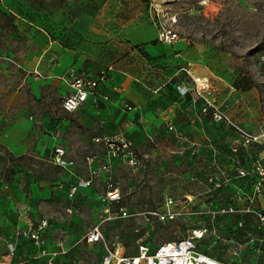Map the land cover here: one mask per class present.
Returning <instances> with one entry per match:
<instances>
[{"label":"rangeland","instance_id":"rangeland-1","mask_svg":"<svg viewBox=\"0 0 264 264\" xmlns=\"http://www.w3.org/2000/svg\"><path fill=\"white\" fill-rule=\"evenodd\" d=\"M150 1L162 6L178 40L163 45V60L145 55L138 72L140 86L151 94L144 103L148 130L129 114L119 118V108L108 113L102 100L94 116L64 111L65 82L33 96L32 78H44L40 66L34 68L42 31L62 48L87 42L95 56L90 70L99 71L116 61L120 50L114 45L125 41L136 21L153 25ZM178 47L188 59L174 56ZM72 72L82 73L70 69L66 81ZM198 74L209 79L206 97L256 135V143L244 147L230 127L200 111L190 76ZM177 85L190 91L180 95ZM14 99L32 122L29 130L7 129L0 141V260L11 245V264H46L31 239L36 232L56 253L54 264H101L102 243L84 241L98 223L103 241H119L126 255L206 229L199 252L226 264H264V224L258 219L264 189L255 185L264 179V0H0V130L17 119ZM119 132L136 163L106 148L105 139ZM55 145L65 151L63 166L53 161ZM110 187L118 188L120 199L110 205L112 218H104ZM228 208L234 211H222ZM121 209L127 217H118ZM167 209L173 219L149 214Z\"/></svg>","mask_w":264,"mask_h":264},{"label":"built area","instance_id":"built-area-1","mask_svg":"<svg viewBox=\"0 0 264 264\" xmlns=\"http://www.w3.org/2000/svg\"><path fill=\"white\" fill-rule=\"evenodd\" d=\"M150 10L153 14L152 22L157 31V40L163 44H172L178 40L176 33L165 22L164 17L166 12L162 6L156 1L149 2ZM105 78V74L102 73L97 79H92L86 75H75L70 73L67 83L70 91L63 96L61 107L66 112H72L82 107L85 102L96 94L98 84ZM194 88L197 92L198 98L203 99V106L201 112L209 115V117L216 122H222L230 127L236 134V142H241L244 147L253 145L258 141V137L254 134L248 133L239 122L234 121L231 116L228 115L225 107L216 105L213 101L204 95L210 89V82L208 77L191 76ZM176 89L180 95H185L189 92V88L184 85H177ZM131 109L132 106H128ZM169 129H173L171 124H168ZM105 146L112 153L113 156H119L122 160L129 164L137 162L136 154L130 149V142L124 137L122 133H117L112 138L105 139ZM233 151L237 148L233 147ZM65 154L64 149L59 145L54 147L53 161L57 165H64L63 156ZM261 159H264V152ZM259 164V162H258ZM260 165V164H259ZM257 190L264 189V179L259 178L256 183ZM120 199V193L118 188L110 187L104 197V206L101 210V216L104 218H112L113 214L110 211V205L117 202ZM167 205L172 204V199L169 198L166 201ZM223 212H233V208L223 209ZM118 217H127L125 209L119 211ZM150 215L156 217L160 221H166L173 219L174 212L170 209L164 211L153 210L149 212ZM258 219L261 224H264V211L259 213ZM206 229H194L192 234L187 238L179 240H171L163 242L158 245L152 252L148 251L147 247L141 246L139 253L136 255H126L122 252L121 243L119 241H113L107 243L103 241L100 225L94 223L86 232L84 241L87 244L93 245L102 243L103 252L101 255V264H226L224 262L213 259L212 257L199 252L197 250V241L203 235ZM31 239L33 243L38 247V256H44L46 258V264H54V256L56 253H51L44 248V239L39 233L32 232ZM15 248L9 246L8 254L0 264H11V258L14 254Z\"/></svg>","mask_w":264,"mask_h":264},{"label":"crops","instance_id":"crops-1","mask_svg":"<svg viewBox=\"0 0 264 264\" xmlns=\"http://www.w3.org/2000/svg\"><path fill=\"white\" fill-rule=\"evenodd\" d=\"M39 44L41 50L35 53L38 62H35L34 68L36 65L40 66L39 68L41 72H43L42 75L44 78H32L30 91L33 96L40 98L41 88L48 84L58 85L66 83L69 92L70 89L65 80V75L70 69L82 71L80 75H86L92 79H97L104 73L105 78L98 84L96 94L89 97L85 104L77 110H84L85 115L91 114L94 116L97 111L98 100H102L106 104L108 113L116 112V108H119V118L129 114L135 119L136 123L140 124L143 130L149 129V119H151V117H148L149 114L145 111L144 103L150 100L151 94L140 86L138 72H142L143 66H145V55L153 58L155 62L163 60L162 58L160 59L159 55L165 47L163 43L158 42L157 31L153 25L142 21H136L133 26L126 30L125 41L114 45L115 48L120 50L118 52L120 55L116 57V61L106 65V67L99 71L90 70L92 62H89V60H94L95 56L87 51V42H82L75 49L62 48L55 41H52L47 32L42 31L39 35ZM175 51L176 53L174 56L188 59L187 54L189 52H186L185 49L181 50V48L178 47ZM172 59L171 57V60ZM194 71L198 73L204 72V70L198 67L197 69L195 68ZM196 76L207 77L202 74ZM110 94L117 95L118 99L114 101L110 100ZM191 94L194 102H200L201 111L203 99L198 98L197 92L193 90V88ZM204 95H206V93H204ZM16 97L17 95H15V98ZM20 102L21 101H16L14 99L10 104L20 105ZM128 106H132V108L128 109ZM18 109L19 112L15 113V118L17 119H15L11 125H7L0 130V141L4 142V134L7 129H13L15 127L20 128L18 127L20 125L22 126L20 131L30 129L28 122H32V117H30V120L24 118V113L27 111V108L20 105ZM47 118V115L42 116V119ZM44 248L49 251V247L45 243V240Z\"/></svg>","mask_w":264,"mask_h":264},{"label":"trees","instance_id":"trees-1","mask_svg":"<svg viewBox=\"0 0 264 264\" xmlns=\"http://www.w3.org/2000/svg\"><path fill=\"white\" fill-rule=\"evenodd\" d=\"M234 86H235L236 88H240L237 82L234 83ZM248 88H249V85H248V86L246 85V86L243 87L242 89L245 90V89H248Z\"/></svg>","mask_w":264,"mask_h":264}]
</instances>
